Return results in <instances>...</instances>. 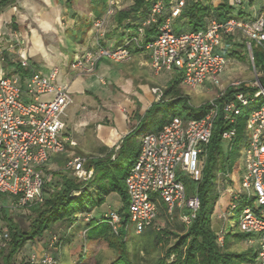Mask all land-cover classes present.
<instances>
[{
    "label": "built area",
    "instance_id": "2783aa9c",
    "mask_svg": "<svg viewBox=\"0 0 264 264\" xmlns=\"http://www.w3.org/2000/svg\"><path fill=\"white\" fill-rule=\"evenodd\" d=\"M186 4L187 0H151L137 34L129 36L125 45L108 50L97 42L94 49L77 54L71 64L80 75L94 74L103 58L116 63L128 62L132 57L129 46L133 43L148 53L154 75L175 73L192 90L208 82L219 90L209 101L211 108L202 118L175 117L158 132L141 136L139 154L125 179L129 223L125 224L116 211L107 213L103 220L116 236L130 225L137 234H142L155 226L164 205L171 219L177 217L189 225L200 209V200L197 195L188 194L185 180L196 183L202 179L205 148L210 143L219 112L229 126H234L244 108L261 102L247 119L243 165L241 169L236 167L240 174L238 184L227 190L231 197L229 211L234 212L240 201L253 199L252 205L248 204L242 211L238 229L250 236L249 244L257 243L256 264H264V12L247 17L213 18L203 30L176 33L174 19ZM168 5L171 13L166 17ZM230 5L238 9L243 6V0H230ZM118 8V0H108L104 15L93 22L97 38ZM152 27L158 28V34L146 42L147 29ZM238 48L248 56L254 78H232L223 83L220 77L227 66L241 62L234 56H240ZM256 49L260 52L258 56ZM7 51L14 53L19 68L27 74L9 76L0 72V196L11 198L12 208L26 210L44 203L53 181V176L46 175L44 168L52 157L66 152L68 146H76L74 140L63 136L62 117L72 98L69 86L58 83L56 68L47 75L34 68L18 32L0 36V61L5 60ZM229 91L231 99L222 106L215 103V99L225 97ZM152 93L156 102L163 100L161 88L154 87ZM235 138L234 129L223 133L222 141L229 150ZM88 160L74 155L65 162V169L72 172L78 183L86 184L94 177V169L86 167ZM223 175L226 181L234 180L232 172ZM10 240V233L0 229V259ZM57 242V236L51 237L49 247L55 248ZM223 243L221 232L218 244ZM28 264L61 263L53 253L44 252L32 253Z\"/></svg>",
    "mask_w": 264,
    "mask_h": 264
},
{
    "label": "crops",
    "instance_id": "0c3cea01",
    "mask_svg": "<svg viewBox=\"0 0 264 264\" xmlns=\"http://www.w3.org/2000/svg\"><path fill=\"white\" fill-rule=\"evenodd\" d=\"M118 1L119 8L116 13L128 10L133 4L132 0L129 6L124 8L120 6L122 0ZM196 1L187 0V6L190 7ZM219 1L215 0L214 3L218 4ZM107 4L108 2L104 3L102 0H8L0 8V36L11 35L14 31L18 32L25 41L26 56L40 73L42 71L39 67L45 64L44 60L46 58L51 57L50 52H56L57 49L59 50L60 63L67 67L69 63L73 62L77 54H83L86 50L94 49L97 42L102 47L113 50L125 45L129 36L137 34L141 16L133 14L123 22H119L114 16L97 38L93 22L104 15ZM170 13L171 6L168 5L165 16H169ZM67 18L71 20V24L65 21ZM182 29H185V27ZM68 38H71V45L68 44ZM52 43H54V46H52ZM142 44L144 42L141 39ZM129 49L132 57L128 62L116 63L103 58L99 62L96 72L91 75H80L71 68L67 71L66 77L63 78L59 69L58 83L69 86L72 102L74 98L71 93L76 94L77 98L81 97L75 109L70 114L65 112L62 117L65 124L63 136L71 138L76 143V146H68L72 156L81 155L73 149L82 146V156L88 158L91 155L94 159L105 161L108 155L114 153L111 160H115L124 138L137 127L140 120L145 118L147 110L156 103L152 89L161 83L165 84L163 87L165 90L167 84L171 81L162 78L170 73H164L160 76L154 75L146 51H139L140 48L133 43L129 46ZM31 52L35 54V58H39L40 66L36 62L33 63L34 57L31 56ZM53 68L57 69L58 66L54 65ZM0 72L9 76H25L27 74L19 68L14 53L10 51L5 53V60L0 61ZM105 76L109 77L112 82V92L104 98L94 92L97 85L108 86ZM181 86L184 85L181 83ZM87 136L90 141L83 144L75 139V137L84 139ZM61 155L52 157L44 168L45 174L53 176V173L58 171V168L63 164L61 161L64 155ZM225 191L223 200L221 202L219 200L216 205L219 212L229 208L231 197L230 194L227 195L229 190ZM90 192L94 202H96L97 188H92ZM113 194L110 193L105 196L104 202ZM120 201L116 204L117 209H113L111 205H108L109 211L102 213L99 219H96V213L106 203L96 206L90 213L83 214L79 220L80 230L75 233L74 241L71 244L50 248L48 241L56 234L54 231L46 232L42 237L27 243L17 256V260L20 259L19 257H25L24 264H26L27 257L32 253L50 252L56 256L61 264H76L78 256L81 254L82 244L85 250L84 264H91L89 260L94 257L100 256L103 258L97 248L105 240L102 237L95 239L89 247L85 241L86 233H88L87 227L90 222H92L90 225H93L95 221H100L110 211L120 213L123 209L121 198ZM1 205V207L12 206V199L7 197L5 201L1 202ZM221 215H219V218ZM226 226L227 221L224 229L220 231L226 233ZM69 228L62 230L60 237L66 235ZM121 236L122 234L118 237L121 238ZM256 244L255 242L248 245L256 246ZM77 245L80 247L76 251ZM95 263L97 264V262Z\"/></svg>",
    "mask_w": 264,
    "mask_h": 264
},
{
    "label": "trees",
    "instance_id": "16d2710c",
    "mask_svg": "<svg viewBox=\"0 0 264 264\" xmlns=\"http://www.w3.org/2000/svg\"><path fill=\"white\" fill-rule=\"evenodd\" d=\"M7 1H1L0 8ZM102 1L104 3L108 2V0ZM214 1L197 0L190 7L186 4L181 14L173 23L174 31L180 33L183 31L203 30L213 18L224 19L231 15L239 17L251 16L239 10L240 8L236 9L231 6L230 0H220L218 4H214ZM150 3L151 0H133V4L128 10L118 11L114 16H116L119 22H123L133 14H136L141 16L142 23L146 18ZM179 19L183 23L181 21L178 22L177 20ZM179 25L182 28L185 27V29L180 28ZM157 34V27L147 29L145 41H149L151 37ZM138 50L143 51V49ZM234 56H237L239 59L242 58L238 54H234ZM181 83V76L175 75L164 90L163 100L154 103L147 110L145 118L141 119L137 127L124 138L115 160H111L114 153L108 155L105 161L98 159H91L93 161L88 160L86 167L94 169V177L91 181L81 184L67 176H61L59 184L51 185L50 189L46 192L44 203L35 204L28 208L34 215L28 230H20L10 218L9 211L3 210V218L7 222V231L10 233L11 240L8 249L2 252L0 264H15L17 255L24 249L27 243L42 237L46 232L54 231L58 225L63 223L67 224V228L70 227L69 232L62 237L54 235L58 237L55 248L71 244L74 241L75 233L80 230L79 220L82 215L90 213L96 206H101L104 203V197L110 193H118L120 195L123 203V209L120 214L124 223L128 224L129 198L126 192L125 179L133 165L125 168L120 164L123 152L129 141L137 139L141 133L146 131L145 119L153 114L156 115L162 106L168 105L173 108V114L171 118L162 123L161 127L154 129V132L161 130L171 119L181 117V111H177L178 106H182V109L185 111L193 110V107L189 104V97L183 94L180 88ZM231 96V92L229 91L225 97L215 99V103L222 106L223 103L231 99ZM260 105L261 102L244 108L234 126H229L225 122L222 112H219L214 123L210 143L205 148V164L202 179L196 183L185 180L188 194L198 196L200 209L197 212L196 218L189 225L183 223L184 232L181 235L172 234L176 236L174 244L167 249L166 254L159 258L155 264H256L257 249L256 252L252 249L231 251L229 247L232 239L237 244L241 242L249 244L250 236L240 231L235 235L226 233L224 235V243L220 246L218 244V235L213 230L212 219L216 205L220 199L218 176L226 172H232L236 168L242 150H244L247 143L248 116ZM210 108L211 104L207 102L199 108V115L195 116L187 113L183 118H202ZM229 129L235 130L236 138L231 150L227 153L226 146L222 141V135ZM111 167H114L113 173H111ZM92 188H97L96 202H94L90 192ZM74 192L79 194L75 195ZM252 200L248 202L240 201L238 203V207L234 211L238 212L237 229L242 211L248 204L252 205ZM162 214H165L167 222L171 224L173 219L167 215L165 208L163 212L160 211L159 217ZM100 221L95 222L99 223ZM90 224L89 226H92ZM154 227L150 228V230H153ZM156 238L158 241L160 237L157 235ZM110 244L113 245V243ZM118 246L120 253L110 264H134L129 256L126 241L124 239L121 240ZM115 247L116 245H114ZM28 258L29 256L27 257L26 264H28ZM84 262L85 256L80 254L78 264H84Z\"/></svg>",
    "mask_w": 264,
    "mask_h": 264
},
{
    "label": "rangeland",
    "instance_id": "374dc122",
    "mask_svg": "<svg viewBox=\"0 0 264 264\" xmlns=\"http://www.w3.org/2000/svg\"><path fill=\"white\" fill-rule=\"evenodd\" d=\"M132 0H122L121 7L127 8L129 4L131 3ZM193 1V0H191ZM233 1V0H232ZM244 4L242 7H240L239 10H242L248 15L254 16V15H259L260 13L264 12V0H243ZM216 4V2L214 3ZM65 21H68L71 24L70 19H65ZM178 22L181 21L180 19L177 20ZM183 23V21H181ZM176 27V26H175ZM180 27V25H179ZM68 44L71 45V38H68ZM52 46H54V43H52ZM34 47V46H33ZM32 47V48H33ZM238 53L240 54L241 62L238 65H233L229 64L225 70V72L221 75L220 80L225 83L229 79H244V80H252L254 78V73L250 69V62L248 59V56L245 55V51H243L241 48H238ZM59 50L57 49L56 52L51 53V57L46 58L44 60L45 64L40 66L39 58H35L34 55L31 52V56H33V63H38L40 66L39 69L44 73L45 75L49 74L52 70L55 68L54 65H57L58 68L57 70L61 72V76L63 78L66 77V73L68 70L71 69V64L69 63L67 67H64L63 64L60 63V58L58 56ZM256 54L259 55V51L256 49L255 50ZM70 54V53H69ZM71 56V55H70ZM42 60V59H41ZM175 73H170L167 74L165 77L163 76L162 78H165V80H172L173 77L175 76ZM60 77V79H62ZM106 81L108 83V86H101L97 85L96 90L94 93H97V95L101 97H106L108 94L112 92L111 85L112 82L109 77L105 76ZM165 84H159L157 87L161 88L162 90ZM183 94L189 97V104L191 107H193V110L190 111H185L182 109V106L177 107V111H181V118L185 117L188 114L191 115H199V108L204 105L205 103L211 101L213 98H215L216 94L219 92L218 88L213 86L210 82L205 84V86L198 88L196 90H192L190 88H187L185 86H180ZM73 95V102L69 105V108L67 109L66 113L70 114L76 107L77 103L81 100V97L77 98L76 94ZM94 100V99H93ZM173 114V108L170 106H162L161 109L158 111V113L155 115L153 114L152 116L148 117L145 119V127L146 131L141 133V136L149 131H154V129H158L161 127L162 123L171 118V115ZM141 136H138L137 139L133 141H129L126 145V149L123 152L122 159L120 161V164L123 165L125 168L129 167V165H133L136 161V158L139 154V143ZM76 140L79 141V143L83 144L84 142H89L90 138L88 136L86 138L82 137H75ZM73 151L78 152L79 154H83V148L82 146H79L78 148H74ZM226 152H229L228 147H226ZM243 150L240 156V159L238 161V164L236 167L239 166V169H241L243 163H242V157H243ZM62 155V163L61 167L58 168V171L56 173H53V181H52V186L54 184H59L61 181L60 177L61 176H67L68 178L72 179L73 181L77 182V180L74 178L72 172L67 171L65 169V162L69 156L72 157L71 151L69 149L66 150ZM61 155V156H62ZM67 156V157H65ZM88 159L90 161H93L91 159H94L91 155H89ZM114 172V167H111V173ZM233 176L234 180H227L225 179L223 174H220L218 176L219 181H218V186H219V192H220V202L223 200L225 190L227 189H234L235 185L238 184L239 181V171L235 168L233 171ZM47 175V173H46ZM78 183V182H77ZM229 193H227L228 195ZM7 196H0V201H5ZM120 195L113 194L109 196L106 200V203L104 206H101V208L97 211L96 213V219H99L101 217L102 213H106L109 211L108 205H111L113 209H117L116 204L120 203ZM103 205V204H102ZM164 205H161L160 211L163 212L164 210ZM3 210H8L10 218L15 222V224L18 226L20 230H28L31 224V221L34 217L33 213L26 209V210H21V209H15L12 208L11 206L6 207H0V229L6 230L7 231V222L3 218ZM221 214H226L225 218H219V215ZM227 221V226H226V233L230 234H238L239 230L236 227V224L238 222V212H232L229 211L228 209H225V211H220L215 208L214 214H213V219H212V226L213 230L217 235H220L222 229H224L225 223ZM172 223L169 224L167 222L165 214H162L154 227L153 230H146L142 234H137L135 232V227L133 225H130L129 228L125 231L122 232V237L116 236L111 227L109 226L108 222L106 220H102L99 223L94 222L92 226L87 227V232L85 236V241L88 244V246H91L92 241L95 239H98L102 237L105 242L99 246L98 251L103 255V258L99 257H94L89 260L91 264H109L112 263L119 255V243L121 240L126 241L127 249L129 252V256L134 262V264H155L159 258L164 256L166 254L167 249L174 244L176 240V236L172 234H177L181 235L184 232V227L183 223L176 217L172 221ZM67 228V224L63 223L57 226L55 228L54 233L60 237L62 234V230ZM224 233V232H222ZM224 233V235L226 234ZM157 235L160 237L159 240L157 241ZM10 243V242H9ZM9 243L7 244L6 248L4 250L8 249ZM110 243H113L110 244ZM111 245V246H110ZM114 245H116V249L114 248ZM80 246L77 245L76 251L78 250ZM231 251H245L248 249L254 250L256 252V246H251L248 245L247 243L241 242L239 244L235 243V241L232 239L231 243L229 245ZM107 253H104V252ZM85 250L83 244L81 245V254L85 256ZM19 255V254H18ZM17 255V256H18ZM87 256V254H86ZM20 259L17 260V257L15 259V264H24L25 257H19ZM79 259V256H78ZM78 264V261H77Z\"/></svg>",
    "mask_w": 264,
    "mask_h": 264
}]
</instances>
